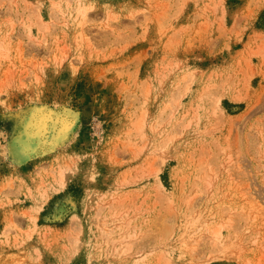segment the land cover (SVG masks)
Listing matches in <instances>:
<instances>
[{"label":"rangeland","instance_id":"1","mask_svg":"<svg viewBox=\"0 0 264 264\" xmlns=\"http://www.w3.org/2000/svg\"><path fill=\"white\" fill-rule=\"evenodd\" d=\"M66 1L0 0V264H264V0ZM38 110L73 118L44 152ZM190 211L239 254L206 260L201 231L187 253Z\"/></svg>","mask_w":264,"mask_h":264},{"label":"bare ground","instance_id":"2","mask_svg":"<svg viewBox=\"0 0 264 264\" xmlns=\"http://www.w3.org/2000/svg\"><path fill=\"white\" fill-rule=\"evenodd\" d=\"M64 1H66V0H64ZM76 1V6H75V8L73 7V9H75V15H76V17H73L74 19L75 18H80V22H82V20L84 21L85 20V18H86V16L88 15L87 13L93 8V3L91 2V0L89 1V2H86L85 0H75ZM66 3H69V1H66ZM58 4V7H60L61 8V6H59V3H54L53 5H57ZM67 5V4H66ZM53 7V6H52ZM55 7V6H54ZM57 7V6H56ZM57 7V8H58ZM66 7V6H65ZM53 10V9H52ZM55 10V9H54ZM64 10V9H63ZM63 10H62V12H63ZM109 13V14H108ZM64 14V13H63ZM106 14H108L106 17V20L108 19V16H109V19L110 20H112L113 19V17H115L113 14H110V12H107ZM71 15V14H70ZM63 17H64V15H63ZM70 17V16H69ZM110 17H112V19L110 18ZM66 16H65V20H66ZM78 18V19H79ZM64 19V18H63ZM68 20V19H67ZM109 21V20H108ZM108 21H106L107 23H105V24H107V26H108V24L110 23V21H109V23H108ZM63 22V21H62ZM61 22V23H62ZM65 22V21H64ZM67 22V21H66ZM68 23V22H67ZM63 24V23H62ZM29 31V30H28ZM80 34L81 35H83V32L82 31H80ZM88 40V39H87ZM3 45V44H2ZM1 48H3V46H0ZM4 49V48H3ZM2 49V50H3ZM7 50V49H6ZM5 51V50H4ZM1 53V52H0ZM3 54V53H2ZM4 55H5V53H4ZM3 55V56H4ZM6 56V55H5ZM195 72H193V74H194ZM191 74V73H190ZM193 74H192V77H193ZM187 78V77H186ZM187 81H189V80H187ZM186 81V82H187ZM191 81V80H190ZM186 85H187V83H186ZM188 89V88H187ZM183 90H186L185 89V87H184V89ZM147 91V90H146ZM184 92V91H183ZM238 95V94H237ZM237 95L235 96V97H237ZM218 97V96H217ZM241 98V97H240ZM236 99V98H235ZM238 100H239V97L237 98ZM242 99V98H241ZM215 102V101H214ZM217 102H219L218 101V99L216 100V104H217ZM167 105V104H166ZM169 105V104H168ZM167 105V106H168ZM165 108V107H164ZM163 108V109H164ZM215 110V109H214ZM142 121V120H141ZM141 121H136L137 123H138V125H137V123H136V125H137V127L138 126H141L142 125V127H143V124H142V122ZM141 122V125L139 124ZM189 122H190V120H189ZM188 122V123H189ZM72 123H73V118H72V116H70V113L69 112H65V113H63V114H57V115H53L52 114V111L51 110H45V111H43V110H38L37 112H32L31 113V115L29 116V118H28V120H27V122H26V126H25V130H26V132H27V134H29V135H31V136H33L34 138H35V145H36V148H39V149H41V151L42 152H44L45 151V147L48 145V144H51L52 143V141H53V138L55 137V138H58V137H62L65 133H66V131H68L70 128H71V125H72ZM187 123V124H188ZM183 125H184V123H183ZM182 125V126H183ZM185 125H186V123H185ZM136 127V126H135ZM142 127L141 128H139V130L140 129H142ZM141 134V133H140ZM171 136H169V138H170ZM168 138V139H169ZM25 149L27 150V152L29 151V152H31L32 151V148H30V147H25ZM259 152H260V150H259ZM161 154V153H160ZM260 155V154H259ZM260 157V156H259ZM210 169V168H209ZM70 172H71V166H68V165H63V166H60L59 168H58V170L56 171V176H55V180L57 181V184H58V187H63L65 184H66V182L68 181V177H69V175H70ZM209 172V171H208ZM211 173H212V171H211ZM216 174V173H215ZM207 175V177H208V173L206 174ZM206 175H205V177H206ZM211 175V174H210ZM213 175V174H212ZM211 175V176H212ZM54 177V176H53ZM206 177V178H207ZM210 177V176H209ZM216 177V176H215ZM204 178V177H203ZM207 179H209V180H211V178H207ZM216 179V178H215ZM122 180V179H121ZM120 182H122V181H120ZM123 182H125V180L123 181ZM122 182V183H123ZM209 183V181L207 180V184ZM205 184V183H204ZM206 184V186H208ZM210 184H211V182H210ZM210 184H209V186H210ZM213 185V184H212ZM96 194V193H95ZM101 195V194H100ZM92 197L93 196H90V198L92 199ZM243 197H244V199L249 203V213H250V215L252 216V217H255V215H260V216H262V214H264V207H261L262 205H260V202H259V200L257 199L256 200V198H255V196H253L252 194H250V192L249 193H243ZM95 198V197H94ZM117 198V197H116ZM97 200V199H96ZM123 204V203H122ZM103 205H105V204H103ZM40 206V205H39ZM38 206V207H39ZM97 206H99V204L97 205ZM95 207H96V205H95ZM104 207V206H103ZM101 207H99L98 209L97 208H95L97 211H95L96 213L95 214H97L98 215V212L102 209H100ZM39 209V208H38ZM109 209V208H108ZM195 210V209H194ZM196 211V210H195ZM195 211H193V212H195ZM211 211V210H210ZM193 212L191 213V211H190V213L192 214H187L186 215V218H185V220L182 222L183 223V233L180 235V238L182 239H180V241H182V243L184 244L183 246H184V248L183 249H185L186 248V251H188L187 253H191V255H193L194 254V252H191L192 250L191 249H193V247H194V242H198V241H196V240H199V234L201 235V233L203 232V233H205V235H206V237L210 240L209 242H210V245L212 246H210L211 248H213V246L215 245V244H218V248L219 249H215V251L213 250V249H211L210 247V249L208 250V252L209 253H207V256H206V260H210V259H214V258H230V257H232L233 256V254L235 253V254H239V250H236L237 249V244L239 243H234V242H230V243H226L225 242V240L224 239H222V234H221V228H223V224L221 225V224H213L212 223V221L211 220H213V219H211V217H210V214H208L207 212H201V214L199 213V212H196V213H194L193 214ZM100 215V214H99ZM102 215V214H101ZM100 215V216H101ZM113 215V214H112ZM119 215V214H118ZM118 215H113L110 219H111V221H112V219H114V217L116 218V216H118ZM125 215H126V213H125ZM213 214H212V212H211V216H212ZM31 217V216H30ZM106 217V216H105ZM32 218H35L34 216H32ZM100 218V217H99ZM104 218V217H103ZM106 219H107V217H106ZM127 220V219H126ZM105 221V220H104ZM109 221V220H108ZM120 221V220H119ZM124 221V220H123ZM93 222V221H92ZM118 222V221H117ZM96 223V222H95ZM105 223H106V221H105ZM101 224V225H99L101 228H99V229H102V233L104 234H102L104 237H105V235L106 234H108L109 233V228L112 226V225H110V227L107 225V224ZM112 223V222H111ZM115 223V222H114ZM105 225H107V226H105ZM114 225V224H113ZM116 225V224H115ZM122 225H123V223H122ZM116 227V226H115ZM117 227H118V225H117ZM120 227V226H119ZM125 228V227H124ZM111 230H112V228H111ZM199 231H201V232H199ZM74 232V231H73ZM77 232V231H76ZM120 232V231H119ZM124 232V231H123ZM198 232H199V234H198ZM118 233V232H117ZM128 233V232H127ZM202 233V234H203ZM110 235V233L108 234V236ZM113 235V234H112ZM130 235H132V233L130 234ZM204 235V236H205ZM229 235V234H228ZM227 235V236H228ZM75 236V235H74ZM128 236H129V234H128ZM189 236H192V238L193 239H189L188 237ZM121 237V239H119V240H116V239H112V240H116V241H112V240H110V242L112 241V246H110V251H108V255H111L112 256V258L113 257H115V256H113V255H118V257H122V258H125L127 255H133V254H135L136 253V250H134L133 252H135V253H133L132 251H131V247L129 246V245H126V244H124L123 243V241H124V238L122 239V236H120ZM119 237V238H120ZM205 237V238H206ZM107 239H108V237H106ZM111 237H109V239H110ZM133 238V237H132ZM135 238V237H134ZM203 238V237H202ZM206 238V239H207ZM250 238V237H249ZM254 238V237H253ZM118 239V238H117ZM128 239V238H127ZM130 239H131V237H130ZM227 239V238H226ZM106 240V239H105ZM120 240H122V242L120 241ZM129 240V239H128ZM193 240H194V242H193ZM231 240V239H230ZM233 240V239H232ZM131 241H134L133 239H131ZM130 241V242H131ZM136 241V240H135ZM252 242L253 241H255V238L254 239H252L251 240ZM105 242V241H104ZM119 242V245L117 244V243ZM137 242V241H136ZM107 244H109V242H106ZM134 243V242H133ZM219 243H220V245H219ZM260 243V244H259ZM100 244V243H99ZM117 244V245H116ZM129 244V243H128ZM132 244V243H131ZM130 244V245H131ZM258 244H259V246L262 248V249H264V242H258ZM73 245V244H72ZM216 246V245H215ZM214 246V247H215ZM220 246V247H219ZM74 247V246H73ZM99 247V246H98ZM97 247V248H98ZM105 247V246H104ZM136 247H137V245H136ZM136 247H135V249H136ZM197 247V246H196ZM95 248V247H94ZM217 248V247H216ZM79 249V248H78ZM99 249V248H98ZM197 249V248H196ZM240 249V248H239ZM76 250V249H75ZM105 250V249H104ZM138 251H140V250H138ZM164 251V250H163ZM162 251V252H163ZM166 251V250H165ZM184 251V250H183ZM216 251H218V252H216ZM236 251H237V253H236ZM241 251V250H240ZM262 251V253H264V250H261ZM74 252V251H73ZM199 252V251H198ZM214 252H216V253H214ZM133 253V254H132ZM139 253V252H138ZM197 253V252H196ZM200 253V252H199ZM162 254V253H161ZM160 254V255H161ZM203 254V253H202ZM235 254H234V256H235ZM105 255V254H104ZM104 255H103V257H104ZM144 255V254H143ZM107 256V255H106ZM162 256L164 257V255L162 254ZM170 256V255H169ZM141 257H142V255H140V256H136V258L133 260V262H132V264H138L139 263V260L141 259ZM160 258H161V256H159ZM158 257V258H159ZM162 257V258H163ZM201 257H203V256H201ZM200 256H199V254L195 257V258H197V259H200V261H203L204 259H202ZM157 258V259H158ZM171 259V258H170ZM170 259H167V257H165V260H167L166 261V263H164V264H173L172 262L171 263H169L170 262ZM108 260V259H107ZM159 260V259H158ZM157 260V261H158ZM164 260V259H163ZM177 261V260H176ZM196 261V260H195ZM246 261V260H245ZM200 263V262H199ZM174 264H178V262L177 263H174ZM180 264H181V262H180ZM193 264H197L196 262H194Z\"/></svg>","mask_w":264,"mask_h":264}]
</instances>
